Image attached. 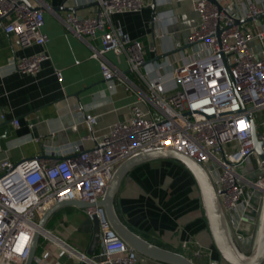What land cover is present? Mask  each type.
Segmentation results:
<instances>
[{"label":"built area","instance_id":"built-area-1","mask_svg":"<svg viewBox=\"0 0 264 264\" xmlns=\"http://www.w3.org/2000/svg\"><path fill=\"white\" fill-rule=\"evenodd\" d=\"M96 1V14L81 16L68 11L60 19L89 44L108 88L122 84L136 94L132 115L97 135L98 116L86 112L87 138L93 141L90 148L80 142L59 154L49 149L47 157L0 159V264H24L36 232L43 249L41 254L36 252L34 264H64L63 255L70 264H143L98 202L121 162L160 147L179 150L204 166L237 238H241L243 222L258 223L264 177L251 178L239 172V167L257 156L258 168L264 170L252 136L254 124L259 140L264 141V29L245 27L240 20L256 21L264 8L252 0H195L200 20L188 36L189 46L176 44L175 58L171 52L164 54L163 60H155L153 67L143 71L149 63L144 43L128 37L113 16L142 11L146 0ZM36 2L33 8L21 0H0V26L23 47L49 41L42 29L45 3ZM97 39L99 45L94 42ZM150 51L157 50L152 47ZM109 52L125 54L129 70L147 88L138 86L115 65ZM48 58L46 52L37 53L16 60L15 66L22 73H37ZM57 73L61 76L59 70ZM13 122L20 125L18 119ZM65 200L94 204L85 211L92 225H99L100 251L88 254L40 226L45 212ZM193 245L192 241L182 244L201 258L194 260L196 264H215L211 250Z\"/></svg>","mask_w":264,"mask_h":264},{"label":"crops","instance_id":"crops-1","mask_svg":"<svg viewBox=\"0 0 264 264\" xmlns=\"http://www.w3.org/2000/svg\"><path fill=\"white\" fill-rule=\"evenodd\" d=\"M194 1L146 0L142 11L113 16L128 37L144 43L151 64L143 67V71L153 67L155 60H163L164 54H172L176 44L179 43L181 48L188 45V36L200 20ZM252 1L264 8V0ZM43 2L45 23L42 29L49 36L47 44L23 47L0 26V159L8 157L19 161L47 157L50 156L49 149L59 154L80 142L84 148H90L93 141L87 138L90 128L85 113L98 116L94 130L97 135H102L116 122L130 119L137 101L136 94L122 84L108 88L100 62L91 56L89 44L60 19L72 11L71 8H76L75 12L81 16L94 15L98 10L97 1ZM153 3L155 7H152ZM244 26L264 29V18L245 21ZM94 42L100 44L98 39ZM254 46L261 47L258 42ZM152 47L157 51L151 52ZM42 52L49 58L43 61L37 73H22L16 69V60ZM157 55L161 57L155 59ZM107 56L138 86L147 88L146 82L129 70L125 54L109 52ZM15 119L19 120V126L14 124ZM115 203L121 218L152 242L183 252L197 262L201 258L192 249L182 246L184 241H192L194 248L198 244L211 250L215 264H227L215 246L196 180L180 162L156 159L135 167L124 179ZM86 220L85 209L66 205L53 213L46 227L92 254L100 251V238L93 247L94 233L84 229ZM241 232V238L245 240L256 234L254 226ZM244 245L241 244L242 250L250 254L252 245L250 250ZM65 257L61 256L60 260L70 264ZM152 264L164 263L152 261Z\"/></svg>","mask_w":264,"mask_h":264},{"label":"water","instance_id":"water-1","mask_svg":"<svg viewBox=\"0 0 264 264\" xmlns=\"http://www.w3.org/2000/svg\"><path fill=\"white\" fill-rule=\"evenodd\" d=\"M21 1L28 3L31 7L35 8L30 0ZM212 1L216 2V0ZM152 7H155V3L152 4ZM71 10L75 12L76 8H71ZM255 18L263 19L264 11L258 14ZM252 19L253 18L241 19L240 22L244 23L245 21ZM188 46L189 44L183 48ZM160 57V55H157L155 59H159ZM252 136L255 151L257 155L264 160V141L259 140L257 129L254 124L252 126ZM156 159L176 160L180 162L188 171H190L195 178L200 190L202 207L207 218L215 246L218 249L224 263L264 264V195L258 223L256 226L253 225L256 233L255 236H248L247 240H245V238L239 239L234 235L230 227L212 178L204 166L191 156L168 147H160L146 152H139L121 162L113 174L106 193L98 202L100 205L105 207L112 227L131 248L135 249L141 256L150 261H157L164 264H196V262L185 253L162 247L134 230L121 218L117 211L115 199L124 179L135 167ZM66 205H76L85 209L89 206H93L94 204L82 200H65L59 202L46 211L40 218V226L46 227L53 213ZM84 225L86 226L84 228L86 231L94 233L93 247H95L100 238L99 225L96 222L95 226H92L89 219L84 222ZM39 239L40 233L36 232L32 241L30 254L24 264H34V257L37 252ZM241 244H245L244 246L245 248H248L247 250H250L249 248L252 245L251 253L246 254V252L242 250ZM90 253H92V250Z\"/></svg>","mask_w":264,"mask_h":264},{"label":"rangeland","instance_id":"rangeland-1","mask_svg":"<svg viewBox=\"0 0 264 264\" xmlns=\"http://www.w3.org/2000/svg\"><path fill=\"white\" fill-rule=\"evenodd\" d=\"M191 33V32H190ZM261 57V56H258ZM257 156H254L252 158L251 161L246 162L245 164L241 165L239 167V172H241L242 174L248 175L251 178H263L264 177V170L259 169L258 165H257ZM259 195V194H258ZM253 224L249 221H246L245 224L243 223L240 227V230L243 231V229H252ZM42 244L40 242L38 248H37V254H41L42 253ZM78 249L83 250V247L76 244L75 245ZM65 259H68V257H65ZM138 260L143 263V264H152V261L145 259L143 256H141L140 254H138ZM198 261V260H197Z\"/></svg>","mask_w":264,"mask_h":264}]
</instances>
